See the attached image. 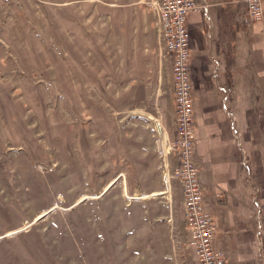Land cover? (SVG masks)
I'll return each mask as SVG.
<instances>
[{"label": "crops", "instance_id": "0c3cea01", "mask_svg": "<svg viewBox=\"0 0 264 264\" xmlns=\"http://www.w3.org/2000/svg\"><path fill=\"white\" fill-rule=\"evenodd\" d=\"M153 3L54 0L59 8L53 15L56 56L48 51L38 19L29 22L23 46L13 44L14 21H4L7 47L21 56L26 73L30 66L37 68L27 74L34 85L26 86L30 98L45 95L44 85H50L60 101L68 100L69 107L58 113L71 119L70 130L62 132L70 138L69 160L101 183L99 195L121 180L127 196L135 191L136 199L148 197L138 191L144 143L124 132L132 120L150 125L154 120L163 141L176 140L172 57L163 50ZM196 4L206 7L190 12L186 21L193 160L205 210L216 226L213 249L225 264H264V1L258 22L248 19L241 0ZM170 163L177 164V156ZM178 219L176 259L198 264L183 197Z\"/></svg>", "mask_w": 264, "mask_h": 264}, {"label": "rangeland", "instance_id": "374dc122", "mask_svg": "<svg viewBox=\"0 0 264 264\" xmlns=\"http://www.w3.org/2000/svg\"><path fill=\"white\" fill-rule=\"evenodd\" d=\"M57 9L54 0H0V264H180L182 190L170 163L176 153L158 135V122L132 120L124 131L144 143L138 191L148 197H128L121 180L99 195L101 183L69 160L70 138L62 132L71 119L58 113L68 100L50 85L30 98L26 86L37 68L26 73L7 47L4 21H14L13 44L23 46L29 22L38 19L56 56Z\"/></svg>", "mask_w": 264, "mask_h": 264}, {"label": "built area", "instance_id": "2783aa9c", "mask_svg": "<svg viewBox=\"0 0 264 264\" xmlns=\"http://www.w3.org/2000/svg\"><path fill=\"white\" fill-rule=\"evenodd\" d=\"M264 0H241L249 20L262 19ZM163 50L172 57V92L176 140L171 148L177 156L175 177L181 185L186 229L190 235L198 264H225L222 255L213 249L216 226L213 216L205 210L203 186L193 160L194 117L192 86L189 76V33L187 15L204 9L196 0H153ZM158 124V123H157Z\"/></svg>", "mask_w": 264, "mask_h": 264}]
</instances>
